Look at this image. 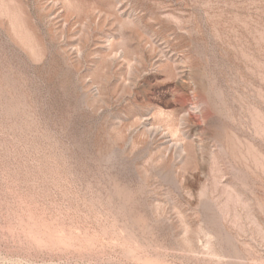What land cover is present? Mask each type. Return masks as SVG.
Instances as JSON below:
<instances>
[{"label":"rangeland","instance_id":"374dc122","mask_svg":"<svg viewBox=\"0 0 264 264\" xmlns=\"http://www.w3.org/2000/svg\"><path fill=\"white\" fill-rule=\"evenodd\" d=\"M0 264H264V0H0Z\"/></svg>","mask_w":264,"mask_h":264}]
</instances>
